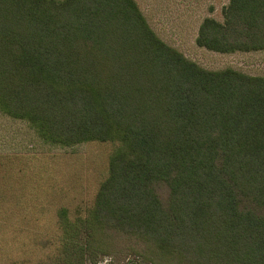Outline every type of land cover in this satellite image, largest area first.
<instances>
[{
  "label": "trees",
  "instance_id": "16d2710c",
  "mask_svg": "<svg viewBox=\"0 0 264 264\" xmlns=\"http://www.w3.org/2000/svg\"><path fill=\"white\" fill-rule=\"evenodd\" d=\"M223 17L204 19L199 47L264 51V0ZM0 111L47 143L117 144L81 225L90 252L264 264V77L189 60L136 0H0Z\"/></svg>",
  "mask_w": 264,
  "mask_h": 264
},
{
  "label": "rangeland",
  "instance_id": "374dc122",
  "mask_svg": "<svg viewBox=\"0 0 264 264\" xmlns=\"http://www.w3.org/2000/svg\"><path fill=\"white\" fill-rule=\"evenodd\" d=\"M136 2L162 41L204 69L264 77V51L218 53L196 43L204 19L223 22L230 0ZM116 146L47 143L28 121L0 111V264H113V257L89 251L81 225L108 177ZM63 209L77 225L65 233L59 225ZM134 259L130 255L121 264Z\"/></svg>",
  "mask_w": 264,
  "mask_h": 264
},
{
  "label": "crops",
  "instance_id": "0c3cea01",
  "mask_svg": "<svg viewBox=\"0 0 264 264\" xmlns=\"http://www.w3.org/2000/svg\"><path fill=\"white\" fill-rule=\"evenodd\" d=\"M208 18H210V17H208Z\"/></svg>",
  "mask_w": 264,
  "mask_h": 264
}]
</instances>
